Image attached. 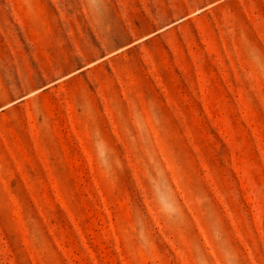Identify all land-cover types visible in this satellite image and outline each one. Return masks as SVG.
<instances>
[{"label":"rangeland","instance_id":"374dc122","mask_svg":"<svg viewBox=\"0 0 264 264\" xmlns=\"http://www.w3.org/2000/svg\"><path fill=\"white\" fill-rule=\"evenodd\" d=\"M0 264H264V0H0Z\"/></svg>","mask_w":264,"mask_h":264}]
</instances>
